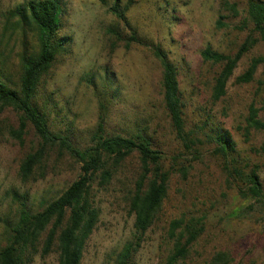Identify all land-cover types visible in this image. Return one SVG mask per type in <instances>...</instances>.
<instances>
[{
  "label": "trees",
  "instance_id": "trees-1",
  "mask_svg": "<svg viewBox=\"0 0 264 264\" xmlns=\"http://www.w3.org/2000/svg\"><path fill=\"white\" fill-rule=\"evenodd\" d=\"M99 1L114 19L104 30L111 40L110 48L114 50L117 43H123L126 50L134 44L145 46L158 63L162 103L178 151L165 158L148 126L141 125L137 118L130 126H125L124 133L108 130L113 101L119 98V92L111 85L113 80L106 69L80 78L84 84L79 102L81 105L93 103L95 114L90 129L79 140L75 120L69 118L68 110L58 105L53 92L47 93L42 88L52 75L55 62L61 54L67 53L69 46L70 38L60 35L65 2L26 0L15 5L8 16L15 17L23 27L21 49L17 53L19 70L15 78L7 76L0 39V139L15 150V175L22 189L14 187L7 193L11 206L0 234L3 240L0 264H35L36 256L48 255L54 248L57 264H81L87 241L99 219V208L93 199L94 185L109 184L133 153L137 155L138 168L127 196L128 209L134 217L132 232L110 254L113 264H134L146 233L162 222L172 178L186 179L193 163L205 152L220 165L228 188H236L264 216V185L258 165L242 156L231 133L210 122L209 116L192 124L188 121L177 65L160 44L143 40L129 24L126 11L134 0ZM228 7L237 13L234 3ZM226 26L223 16L218 17L216 27ZM248 26L247 35L233 54L214 50L210 45L200 50L204 61L220 66L212 80L210 99L213 103L225 95L227 83L243 55L256 44L264 43V0H247L245 16L238 28ZM27 27L34 34V45L25 41L24 28ZM259 65L264 71V56L253 57L245 71L236 77V82L253 80ZM258 110L253 103L249 104L245 138L250 130L264 132ZM166 159H169L168 165ZM62 162L78 164L77 177L55 197L37 203L32 185L56 174ZM163 230L159 241L161 264H188L193 246L205 230V214L182 212L169 219ZM231 260L227 251L220 250L209 262L229 264Z\"/></svg>",
  "mask_w": 264,
  "mask_h": 264
},
{
  "label": "rangeland",
  "instance_id": "rangeland-1",
  "mask_svg": "<svg viewBox=\"0 0 264 264\" xmlns=\"http://www.w3.org/2000/svg\"><path fill=\"white\" fill-rule=\"evenodd\" d=\"M24 1L0 0L3 67L7 76L13 78L19 70L17 53L21 49L23 27L8 14ZM64 2L60 35L68 36L70 42L67 53L61 54L55 62L43 90L53 92L58 105L68 110L69 118L75 120V134L80 140L90 129L95 114L93 103L81 105L79 102L84 84L80 78L86 73H100L106 69L113 80L111 85L119 92V98L113 101L108 130L124 133L125 126H130L137 118L141 125L148 126L165 158H169L178 151V146L162 103L160 67L150 50L135 44L126 50L123 43H117L112 50L111 40L104 30L114 19L99 0ZM233 3L237 13L228 7ZM246 4L247 0H134L126 15L140 38L160 44L177 65L188 121L192 124L209 116L210 122L228 130L242 156L258 165L264 185V132L250 130L248 137L244 136L249 104L259 109L258 118L264 122L262 65L250 82H236V77L245 71L253 57L264 56V43L256 44L243 55L227 83L225 95L215 103L210 93L213 77L220 66L200 56V50L206 45L225 54L237 50L250 28H238L245 16ZM220 16L226 21V27H216ZM30 29L24 28L25 41L34 45ZM136 157L133 153L127 158L109 184L94 185L93 199L99 208V219L87 241L81 264H113L110 254L130 237L134 217L129 212L127 196L137 173ZM14 159L13 147L1 141L0 234L4 231L3 219L10 213L11 200L7 193L14 187L22 189L15 175ZM168 162L166 159L165 164ZM193 165L186 179L172 178L162 222L146 233L134 264H161L159 241L163 226L182 212L205 214V230L193 246L188 264H210L211 256L220 250L231 255L229 264H264V216L236 188H228L225 173L209 153L205 152ZM60 166L56 174L32 185L37 203L55 197L77 177L78 164L62 162ZM47 185L49 188L45 187ZM2 241L0 237V244ZM35 264H57L55 248L48 255L36 256Z\"/></svg>",
  "mask_w": 264,
  "mask_h": 264
}]
</instances>
